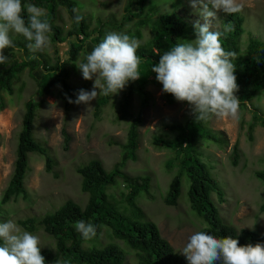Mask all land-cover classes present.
<instances>
[{
  "label": "rangeland",
  "instance_id": "rangeland-1",
  "mask_svg": "<svg viewBox=\"0 0 264 264\" xmlns=\"http://www.w3.org/2000/svg\"><path fill=\"white\" fill-rule=\"evenodd\" d=\"M74 1L78 4L77 13L89 22L90 31L96 30L101 25L107 27L108 24L113 23L112 28L105 29L101 40L110 32L129 35L134 32L135 27L139 28L136 26L139 20L137 16L130 23H124L120 27L126 16H135L136 11L133 10L131 3H135L136 0ZM239 2L244 5L240 14L244 19L245 33L238 42L239 52L234 62L247 56V44L250 38L264 42V0H239ZM150 8H153L151 12ZM59 13L60 19L56 24L66 33L72 28L71 19L64 9L59 8ZM172 13L179 15L189 24L204 22L198 9L190 6L189 0H147L144 15L142 14L140 18L146 22L145 28L140 27L141 39H136L133 35L131 37L138 40L139 45L145 43L151 37L149 26L156 18L159 15ZM217 18L218 20L212 23V30L222 31L227 14L220 11L217 13ZM96 36V32L91 34L92 38ZM11 38L13 42L20 43L23 47H17L20 52L5 49L4 54L9 56V59L6 65H0V75L8 67L21 64L28 57L45 60L48 67L53 66L57 59L67 61L69 44L75 42L74 39L62 43L50 41L45 50L33 53L28 49V41L23 36L11 34ZM194 39L195 37H191L188 41ZM96 44L91 40L80 51L74 62L67 63L68 84L75 90V99L80 89L93 88V80H84L77 67ZM23 48L28 52L27 56L23 53ZM43 73L41 66L33 71L26 68L16 74L11 93L0 91V222L14 220L22 229L40 238L41 249H50L56 253L55 242L39 225L40 220L46 214L57 210L67 200L81 207L85 206L88 195L81 191V177L77 174V170L92 160H98L105 170L110 171L121 158L120 145L126 141L129 122L140 118L136 160L128 161L122 172L131 177L150 178L149 193L140 194L136 198V205L142 210L144 220L154 223L162 238L176 253L182 255L181 251L188 237L207 227V224L190 209L186 181L182 184L177 205L174 207L165 205L164 198L168 186L179 169L180 154L165 148H156L152 145V141L158 137L173 139L176 132L170 131L169 126L189 121L193 117L191 107L187 102L177 101L172 105L167 104L162 85L154 79L146 88L149 95L147 103L135 90L138 85L137 80L133 82L131 111L127 120L118 119L117 106L119 99L127 93L129 83L125 89L110 97L98 118L94 113L97 100L103 94L100 89H97L96 100L91 101L90 105L73 103L66 113L63 101L58 95V85L50 89L49 95L37 96ZM100 83L102 84V80ZM36 96L41 98L39 103L42 104L35 110L33 136L46 149L53 161V168L47 173L44 158L37 154L29 155L28 171L24 180L27 197L20 196L2 203L1 198L13 172L18 135L22 128L26 104ZM255 113L264 120V91L258 98L240 107L238 120L213 117L205 122L206 129L215 134L222 144L200 140L196 146V154L209 168L224 193L223 204L218 203L214 195L212 197L223 222L236 229H249L264 234V213L261 212V208L264 207V184L255 176L257 172H264V126L255 119ZM250 125L254 126L252 132L249 131ZM63 129L70 137L67 150L63 147L61 133ZM249 134L252 136L251 141L248 138ZM235 144L238 158L234 165L232 149ZM167 163L171 164L170 169H167ZM128 192L129 189L120 180L108 191L115 198L118 210L125 211L126 215H130V209L126 204ZM24 221L29 222L26 228L21 225ZM255 221L254 228L250 229ZM109 244L120 247L126 253L129 263L135 264L134 254L125 243L113 239L108 230H103L96 240L85 241L83 248L87 249L91 246L102 248ZM50 264L64 263L58 256Z\"/></svg>",
  "mask_w": 264,
  "mask_h": 264
},
{
  "label": "trees",
  "instance_id": "trees-1",
  "mask_svg": "<svg viewBox=\"0 0 264 264\" xmlns=\"http://www.w3.org/2000/svg\"><path fill=\"white\" fill-rule=\"evenodd\" d=\"M147 0H136L133 4V10L136 11L133 17H125L124 23H130L136 16L139 18L135 30L132 34L136 39H141L140 27L145 28V21L141 20L144 13ZM34 4L46 9L47 19L51 24L50 41L52 43H62L74 39L67 50V61L57 59L53 66L48 67L46 61L31 57L25 59L21 64L14 67H8L0 75V91L12 92V83L16 79V74L28 68L33 71L38 66L44 71L37 96L49 95L50 89L58 85V95L63 101L65 112L67 113L73 103L69 99L75 100V90L68 84L69 70L67 63L74 62L80 51L92 40L94 43L101 41L102 35L107 27L113 26L108 24L107 27L101 25L96 30H89V22L84 18L79 22L75 17L80 15L76 9L78 4L74 0H22V5ZM105 7H107L105 5ZM153 7V6H151ZM59 8L66 11L71 19L72 28L64 33L63 28L56 22L60 19ZM153 8H150V12ZM144 15V14H143ZM27 19V13H24ZM82 16V15H80ZM83 17V16H82ZM244 19L239 13L227 14L224 21V30L221 33V42L225 50L233 51L238 54V40L243 33ZM148 27V26H147ZM151 37L145 43L140 44L137 49V55L141 58L139 73L141 77L137 80L138 85L135 88L137 93L143 97L144 102H148L149 95L146 88L156 76L151 71L152 65L159 62V55L171 49L174 45L184 43L191 37H195L193 24L187 23L179 15L164 14L159 15L156 20L149 26ZM120 29V28H119ZM96 32L97 36L92 38L91 34ZM16 47H23L20 43H15ZM24 49V48H23ZM23 53L27 56L26 49ZM256 60H259L257 62ZM235 61V60H234ZM235 64V76L238 84V91L235 95L240 99V107L258 98L264 91V43L256 39H249L247 45V56L237 60ZM85 62V59L83 60ZM16 63V62H15ZM14 63V64H15ZM103 84V81H102ZM132 84L129 82L127 93L118 101L117 116L120 120H127L130 117L132 103ZM164 99L167 104H174L177 101L167 93H164ZM110 100V96L101 95L95 106L94 116L98 118L100 111L105 108ZM42 103H35L31 99L25 108V114L22 120V128L18 135L17 148L15 152V161L13 172L1 198L2 203L9 202L10 199L18 197L26 198L27 192L24 187V180L28 171L29 155L37 154L45 160V171L50 173L53 168V161L43 148L34 138V120L35 110ZM255 119L264 126V120L257 113ZM140 118L129 122L126 141L120 145L121 158L114 164L110 171L104 169L102 163L98 160H92L77 170L81 177V191L88 195L84 207L67 200L57 210L46 214L39 225L43 227L45 233L55 241L54 252L50 249H41V254L45 258V264H50L59 256L64 264H130L125 252L115 244H109L102 248L91 246L83 248L86 241L81 234L76 231L73 224L78 220L90 222L96 226L97 235L92 239L96 240L103 230H108L113 239L125 243V245L134 253L136 264H188L186 258L177 254L170 244L161 237L157 226L149 221L144 220L142 210L136 205V198L140 194H148L150 189V178L148 176L131 177L123 173V168L130 160H136L135 151L139 144L138 125ZM170 131L176 132L173 139L163 137L155 138L152 145L156 148H165L180 154L179 169L177 174L171 180L166 196L165 205L174 207L177 205L181 188L184 181L188 183L187 198L190 209L199 217L207 227L200 231H206L217 238L231 237L237 239L240 246L255 245L260 243L264 245V235L252 230L236 229L223 223L219 211L213 202V195L217 198L218 203H224V193L220 189L218 182L212 176L209 168L198 158L196 146L200 140H206L215 144H222V141L205 127V122L196 121L194 116L184 124H175L169 126ZM253 125L249 126L252 132ZM63 147L68 148L70 137L65 130H62ZM252 140L251 134L248 136ZM237 145L232 149L233 164H236ZM171 164L167 163V169ZM256 178L264 184V172L255 173ZM122 181L129 189L126 195V204L130 209V215L125 211H119L115 198L108 191ZM264 212V207L261 208ZM27 223L21 222L26 228ZM66 262V263H65Z\"/></svg>",
  "mask_w": 264,
  "mask_h": 264
},
{
  "label": "clouds",
  "instance_id": "clouds-1",
  "mask_svg": "<svg viewBox=\"0 0 264 264\" xmlns=\"http://www.w3.org/2000/svg\"><path fill=\"white\" fill-rule=\"evenodd\" d=\"M189 3L198 9L204 21L194 23L195 39L176 44L159 55V62L152 65L151 71L156 74L163 93L172 95L178 102H187L196 121L207 122L213 117L238 120L241 101L235 95L238 84L233 63L237 56L225 50L221 33L212 30V23L218 20V12L239 13L244 5L239 0H189ZM47 15L46 9L34 4L24 6L22 0H0V65H6L9 59L5 49L21 51L11 34L23 36L33 53L49 46L52 29ZM75 19L79 22L83 17L77 15ZM244 33L243 28L240 38ZM138 48L139 41L128 34L107 33L77 67L84 80H93L92 90L80 89L75 101L68 102L90 105L96 100L97 89L111 97L125 89L130 81L138 80L141 77ZM73 227L86 241L97 235L96 226L82 219ZM181 254L188 264H264V245L240 246L237 239L217 238L206 231L191 234ZM0 264H45L40 238L22 229L14 220L0 222Z\"/></svg>",
  "mask_w": 264,
  "mask_h": 264
},
{
  "label": "water",
  "instance_id": "water-1",
  "mask_svg": "<svg viewBox=\"0 0 264 264\" xmlns=\"http://www.w3.org/2000/svg\"><path fill=\"white\" fill-rule=\"evenodd\" d=\"M40 101H41V98L40 97H35L33 99V102H35V103H39Z\"/></svg>",
  "mask_w": 264,
  "mask_h": 264
}]
</instances>
